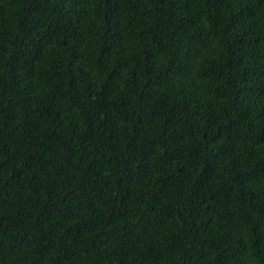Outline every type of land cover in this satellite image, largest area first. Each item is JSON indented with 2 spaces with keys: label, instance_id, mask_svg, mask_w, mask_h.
<instances>
[{
  "label": "trees",
  "instance_id": "1",
  "mask_svg": "<svg viewBox=\"0 0 264 264\" xmlns=\"http://www.w3.org/2000/svg\"><path fill=\"white\" fill-rule=\"evenodd\" d=\"M0 264H264V0H0Z\"/></svg>",
  "mask_w": 264,
  "mask_h": 264
}]
</instances>
